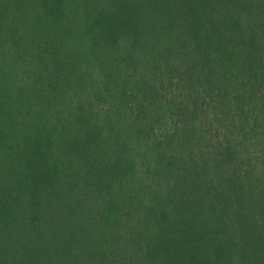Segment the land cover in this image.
Returning a JSON list of instances; mask_svg holds the SVG:
<instances>
[{"label":"trees","instance_id":"1","mask_svg":"<svg viewBox=\"0 0 264 264\" xmlns=\"http://www.w3.org/2000/svg\"><path fill=\"white\" fill-rule=\"evenodd\" d=\"M260 143L264 0H0V264H264Z\"/></svg>","mask_w":264,"mask_h":264},{"label":"rangeland","instance_id":"2","mask_svg":"<svg viewBox=\"0 0 264 264\" xmlns=\"http://www.w3.org/2000/svg\"><path fill=\"white\" fill-rule=\"evenodd\" d=\"M167 121H168V119H167ZM203 128H204V126H202V129ZM204 136H205V139L202 141V146H203V148L205 150H207L208 147H206V145L211 143V140H210L211 137H209L208 134H204ZM190 148H191L190 146L189 147L183 146V152L181 154V157L185 158L186 154H187L188 150H190ZM194 149H195V151H197L196 150L197 148H194ZM257 150H258V152H260L261 155H264V144L260 143L258 145ZM166 156L169 157V154H167ZM154 158H155V156L152 153H150V154L147 155V158H146L147 160L146 159L143 160V158H140V157H138L137 160H136L138 162V169L140 171L138 175H140V177H142V179L144 180L145 184H147V185L149 184L152 187V190H154L155 189L154 186L157 185L156 178H155V173L156 172L154 171V166H155L154 165L155 164L154 163ZM168 160H170V159H167V161ZM146 161H149V162L147 163ZM174 164H177V163L174 162ZM177 165H179V164H177ZM143 166H145V167H143ZM147 178L150 179L151 181L147 180ZM160 185H162V189H161L162 195L166 194V191L168 190L166 188L167 187L166 182L162 180L160 182ZM149 197H150V195L148 194L147 199H146L147 201H149L148 200ZM136 219H139L137 214H130V216H129V221L130 222L128 221L127 226L128 225L129 226H135L136 223H137ZM135 221H136V223H135ZM128 230H130V229H128ZM131 230L132 231H127L128 236H131L132 234H134V231L135 232L137 231V230L133 231V229H131ZM125 232H124V234H125Z\"/></svg>","mask_w":264,"mask_h":264}]
</instances>
